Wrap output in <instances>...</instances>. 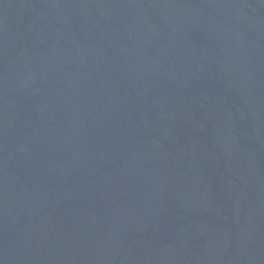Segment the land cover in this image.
<instances>
[{"label": "water", "instance_id": "obj_1", "mask_svg": "<svg viewBox=\"0 0 264 264\" xmlns=\"http://www.w3.org/2000/svg\"><path fill=\"white\" fill-rule=\"evenodd\" d=\"M0 264H264V0H0Z\"/></svg>", "mask_w": 264, "mask_h": 264}]
</instances>
